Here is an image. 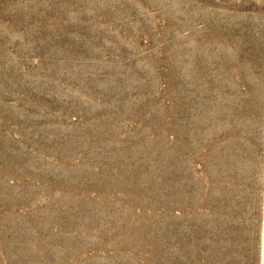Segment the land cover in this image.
I'll return each mask as SVG.
<instances>
[{"label": "rangeland", "instance_id": "obj_1", "mask_svg": "<svg viewBox=\"0 0 264 264\" xmlns=\"http://www.w3.org/2000/svg\"><path fill=\"white\" fill-rule=\"evenodd\" d=\"M0 264H264V0H0Z\"/></svg>", "mask_w": 264, "mask_h": 264}]
</instances>
